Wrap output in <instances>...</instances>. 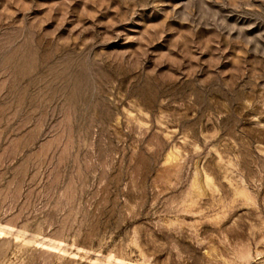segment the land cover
I'll list each match as a JSON object with an SVG mask.
<instances>
[{"label":"rangeland","instance_id":"rangeland-1","mask_svg":"<svg viewBox=\"0 0 264 264\" xmlns=\"http://www.w3.org/2000/svg\"><path fill=\"white\" fill-rule=\"evenodd\" d=\"M0 264H264V0H0Z\"/></svg>","mask_w":264,"mask_h":264}]
</instances>
